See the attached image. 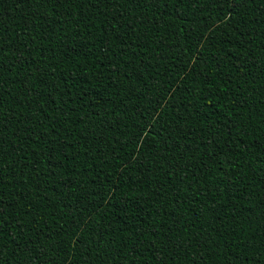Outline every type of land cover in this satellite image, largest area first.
<instances>
[{"label":"trees","instance_id":"1","mask_svg":"<svg viewBox=\"0 0 264 264\" xmlns=\"http://www.w3.org/2000/svg\"><path fill=\"white\" fill-rule=\"evenodd\" d=\"M0 264H264V0H0Z\"/></svg>","mask_w":264,"mask_h":264}]
</instances>
